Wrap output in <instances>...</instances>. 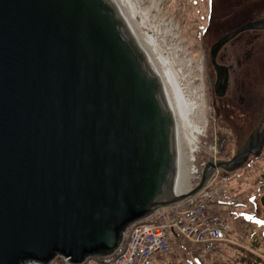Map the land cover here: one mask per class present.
Here are the masks:
<instances>
[{
	"label": "water",
	"instance_id": "obj_1",
	"mask_svg": "<svg viewBox=\"0 0 264 264\" xmlns=\"http://www.w3.org/2000/svg\"><path fill=\"white\" fill-rule=\"evenodd\" d=\"M250 28L264 22L216 47ZM175 127L111 0H0V264L110 255L127 228L182 200ZM263 147L257 131L232 160L212 158L190 195Z\"/></svg>",
	"mask_w": 264,
	"mask_h": 264
},
{
	"label": "rangeland",
	"instance_id": "obj_2",
	"mask_svg": "<svg viewBox=\"0 0 264 264\" xmlns=\"http://www.w3.org/2000/svg\"><path fill=\"white\" fill-rule=\"evenodd\" d=\"M116 1L119 3V0ZM144 1L149 7L154 4V0ZM161 1L163 3L161 6L163 18L177 25L175 37L178 36V38L168 36L167 42L171 47H178L181 43L182 50L184 48L180 59L185 72L184 78L182 76L183 82L188 84L194 93L198 92L196 96L202 95L200 104L205 100L202 106L204 107L205 104L206 112L200 116V123L206 124V135L199 141V145L203 149L201 159L198 161H208L209 156L218 158V161L221 160L219 157L231 160L240 141L233 136H237L243 119L247 120V115L242 112V107L255 106L259 100H263L258 104L264 108V28L246 30L239 38L228 43L220 53L226 64H236L238 61L243 64L237 68L234 75V87L232 88L234 96L229 103L234 106V111H237L234 112L233 117L227 113L228 111L225 113L221 111L223 115L220 118L214 115L213 102H216L214 94L216 81L213 79L215 63L211 62V51L231 31L234 32L239 27L248 24L264 22V0ZM132 23L135 27V23L133 21ZM137 34L143 38L138 31ZM220 38L221 40L218 42ZM146 49L150 53L151 59H154L152 64L155 67L160 66L158 71L162 73V66L161 64L156 65L150 47L148 46ZM245 56L248 58L246 59ZM245 70L249 71L246 78L244 77ZM249 77L257 79L251 80L253 87L247 88V91L237 92L236 89L242 85V82L249 81L247 79ZM160 79L163 83V79ZM165 83L164 81L163 86ZM191 94L193 93L191 92ZM242 96L244 97L242 98L243 105L240 103ZM176 131L178 132L177 128ZM245 143L246 139H244L243 146ZM187 166L185 164L186 168ZM221 174V176H228L230 179V182L223 186V190L228 192L225 193L227 196H231L229 202L232 206L229 204L210 205V209L231 225L233 232L228 238L229 241L221 246L218 254L206 256L199 247L195 248L197 250L195 252L191 243L182 236L171 233L173 254L163 262L157 260L152 264H234L235 262L264 264V206L261 204L262 198L260 200V197L264 195V150L261 158L254 165L248 164L233 175L224 171ZM191 183H194L193 178ZM179 196L183 199L182 195L179 194ZM22 264L38 263L23 262Z\"/></svg>",
	"mask_w": 264,
	"mask_h": 264
},
{
	"label": "bare ground",
	"instance_id": "obj_3",
	"mask_svg": "<svg viewBox=\"0 0 264 264\" xmlns=\"http://www.w3.org/2000/svg\"><path fill=\"white\" fill-rule=\"evenodd\" d=\"M111 1L123 14L129 30L144 54H146L156 74L160 75L159 77L163 79V83L166 82L164 88L178 129V159L174 190L178 195L186 196L189 192L187 184L190 181L192 171L189 166L186 168L185 164L187 165V161L189 163L195 159L196 151L200 146L199 141L205 134L206 124L200 123V116L206 112V108L205 104L204 107L202 106L205 100L200 104L202 95L196 96L198 92L194 93V90L183 82L185 72L180 59L184 48L182 50L181 43L178 47H171L167 42L166 38L168 36L178 38V36L175 37L177 25L163 18L161 9L163 3L161 0H154V4L150 7L147 6L144 0H119V3L116 0ZM131 20L135 23V27ZM137 31L143 38L138 36ZM148 46L155 57L156 65L161 64L162 73L158 71L160 66L155 67L152 64L154 59H151L150 53L146 49ZM186 157L187 159H185ZM92 258L88 257L86 259L91 261Z\"/></svg>",
	"mask_w": 264,
	"mask_h": 264
},
{
	"label": "built area",
	"instance_id": "obj_4",
	"mask_svg": "<svg viewBox=\"0 0 264 264\" xmlns=\"http://www.w3.org/2000/svg\"><path fill=\"white\" fill-rule=\"evenodd\" d=\"M191 171L198 172L194 165ZM210 200L211 189L207 187L198 196H184L181 202L156 211L147 224L131 229L114 254L101 257V264H149L154 259L169 257L171 231L200 244L204 253H211L216 243L226 238L229 228L208 211L206 203ZM64 264L68 263L64 260Z\"/></svg>",
	"mask_w": 264,
	"mask_h": 264
},
{
	"label": "flooded vegetation",
	"instance_id": "obj_5",
	"mask_svg": "<svg viewBox=\"0 0 264 264\" xmlns=\"http://www.w3.org/2000/svg\"><path fill=\"white\" fill-rule=\"evenodd\" d=\"M243 33L244 32H242L241 34ZM241 34H239L232 40L239 38ZM220 40L221 38L218 40V42ZM232 40H230L228 43H230ZM228 43L222 46L221 48H217V47L213 48L212 49L213 51H211L212 53L211 62L215 63L213 65L215 68V69L213 68L214 69L213 79L216 81L214 85V94H215L216 102L215 101L213 102V112L214 115H217L219 118L222 117L223 115L221 111H223V113L228 111L227 113L232 115V117L234 116V112H237L236 110L234 111V106H231L229 103L230 101L233 100L232 98L234 96L232 91L235 80L234 75L236 74L237 68L243 65L242 62L240 61L236 62V64H226L225 62H223V57L220 55V53L228 45ZM245 58L247 59L248 57L245 56ZM226 73H228V76L226 75ZM248 73H249L248 70L244 71L245 78L247 77ZM247 79H249V81L247 80L246 83L242 82V85L238 89H236L237 92L247 91L246 90L247 88L250 89L253 87L251 84V80H257L256 78L252 79L250 77ZM242 98L244 97L243 96L240 97V103H242L243 105L242 101L244 100ZM260 101L261 100H259L258 102ZM257 104H255V106L251 105L250 107L247 106L242 107L243 109L242 112H244V114L247 115V120L243 119V121L241 122L242 126L239 128V131L237 132V136H233L235 139L240 140L235 154H237L241 149L244 148V146L247 144V141L255 133V131L257 130H259V132L264 131V108H262L260 104L258 105ZM244 139H246V143L243 146ZM254 162L255 160L253 161L251 160L250 164L254 165L255 164Z\"/></svg>",
	"mask_w": 264,
	"mask_h": 264
}]
</instances>
